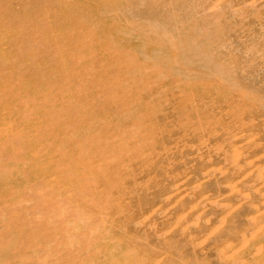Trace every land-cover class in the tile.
I'll list each match as a JSON object with an SVG mask.
<instances>
[{
	"label": "rangeland",
	"instance_id": "rangeland-1",
	"mask_svg": "<svg viewBox=\"0 0 264 264\" xmlns=\"http://www.w3.org/2000/svg\"><path fill=\"white\" fill-rule=\"evenodd\" d=\"M0 17V264H264V0Z\"/></svg>",
	"mask_w": 264,
	"mask_h": 264
},
{
	"label": "bare ground",
	"instance_id": "bare-ground-1",
	"mask_svg": "<svg viewBox=\"0 0 264 264\" xmlns=\"http://www.w3.org/2000/svg\"><path fill=\"white\" fill-rule=\"evenodd\" d=\"M95 11V10H94ZM96 13H97V11H96ZM66 14H71V17L72 18H70L69 20L72 22V21H74V20H76V22H80L79 21V19L76 17V14H75V12H72V11H68V13L66 12ZM12 17V16H11ZM1 18V17H0ZM81 19V18H80ZM48 20V19H47ZM83 20H85V19H83ZM69 22V21H68ZM91 22V21H90ZM90 22H88V23H90ZM92 24V23H91ZM81 27H82V25H81ZM97 27H99V26H97ZM84 28V27H83ZM102 33H103V35H100V33H99V38H102L103 40L105 39V37H106V35H104L105 33L102 31ZM62 34V33H61ZM54 35V34H53ZM58 46V45H57ZM58 49V48H57ZM107 49V48H106ZM47 57V56H46ZM60 59V58H59ZM9 62H10V60H8ZM6 63V62H5ZM4 63V64H5ZM3 64V63H2ZM1 64V65H2ZM127 64V63H126ZM3 66V65H2ZM20 66V65H19ZM23 66V65H22ZM36 66V65H35ZM38 66V65H37ZM39 67V66H38ZM92 68V67H91ZM92 70V69H91ZM5 71V70H4ZM27 71V70H26ZM7 72H8V70H7ZM10 72V71H9ZM5 73V72H4ZM55 75V74H54ZM59 76V75H58ZM42 77V76H41ZM34 79V78H33ZM43 79V78H42ZM23 83V82H22ZM32 84V83H31ZM7 85V84H6ZM39 86H41V85H39ZM2 88H4V87H2ZM24 88V87H23ZM22 88V89H23ZM26 88V87H25ZM30 88V87H29ZM21 90V89H20ZM22 91V90H21ZM31 91V90H30ZM44 91V90H43ZM33 94V93H32ZM37 94V93H36ZM31 95V94H30ZM5 101V100H4ZM8 104V103H7ZM6 107V106H5ZM27 107H29V106H27ZM16 108V107H15ZM2 110V109H1ZM8 110V109H7ZM21 111H22V109H21ZM38 112V111H37ZM33 114H35V113H33ZM15 115V114H14ZM13 115V116H14ZM41 116V115H40ZM8 117V116H7ZM12 119V118H11ZM29 119V118H28ZM26 120V119H25ZM39 121V120H38ZM11 122H12V120H11ZM23 122V121H22ZM42 122V121H41ZM7 124H8V122H6ZM5 123V124H6ZM38 125V124H37ZM36 125V126H37ZM4 126V125H3ZM26 126H28L27 124H26ZM29 127V126H28ZM32 127H33V125H32ZM25 131V130H24ZM29 132V131H28ZM31 135V134H30ZM60 138V137H59ZM11 140V139H10ZM48 142H50V141H48ZM11 143V142H10ZM53 143V142H52ZM42 144V143H41ZM54 144H55V142H54ZM12 145V144H11ZM53 146V145H52ZM60 146V145H59ZM12 148H14L13 146H11ZM33 147V146H32ZM39 147V146H38ZM61 147V146H60ZM58 148V147H57ZM62 148H63V146H62ZM32 149V148H31ZM32 160V159H31ZM9 162H11V161H9ZM7 163V162H6ZM5 164V163H4ZM8 164V163H7ZM11 164H12V162H11ZM33 165V164H32ZM5 167H6V165H5ZM36 167V166H35ZM6 169V168H5ZM11 172V171H10ZM18 174V173H17ZM9 175V174H8ZM3 177H5V176H3ZM2 177V179H5V178H3ZM10 177H12L11 176V174H10ZM8 178V177H7ZM5 180H7V179H5ZM26 181V180H25ZM25 181H23V182H25ZM260 181V180H259ZM8 182V181H7ZM13 182V181H12ZM4 183V182H3ZM6 183V182H5ZM11 183V182H10ZM31 183V182H30ZM7 184V183H6ZM8 184H9V182H8ZM15 184V183H14ZM17 184V183H16ZM18 184H19V182H18ZM22 184V183H21ZM29 184V183H28ZM262 190V189H261ZM101 209V208H100ZM261 223V222H260ZM252 226V225H251ZM207 227V226H206ZM98 232V231H97ZM259 234V233H258ZM239 239V238H238ZM91 249V248H90ZM82 255V254H81ZM253 262V261H252ZM251 264V263H250Z\"/></svg>",
	"mask_w": 264,
	"mask_h": 264
}]
</instances>
